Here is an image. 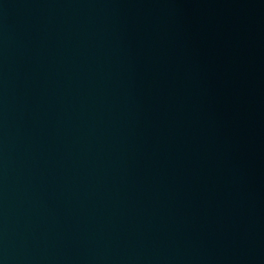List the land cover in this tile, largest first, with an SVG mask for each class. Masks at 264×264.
<instances>
[{"label": "water", "instance_id": "95a60500", "mask_svg": "<svg viewBox=\"0 0 264 264\" xmlns=\"http://www.w3.org/2000/svg\"><path fill=\"white\" fill-rule=\"evenodd\" d=\"M0 264H264V0H0Z\"/></svg>", "mask_w": 264, "mask_h": 264}]
</instances>
